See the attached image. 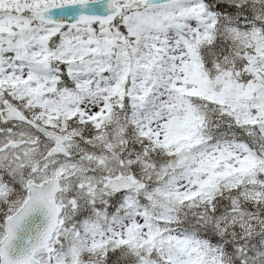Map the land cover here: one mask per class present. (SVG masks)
<instances>
[{
    "label": "snow or ice",
    "instance_id": "obj_1",
    "mask_svg": "<svg viewBox=\"0 0 264 264\" xmlns=\"http://www.w3.org/2000/svg\"><path fill=\"white\" fill-rule=\"evenodd\" d=\"M0 264H264V0H0Z\"/></svg>",
    "mask_w": 264,
    "mask_h": 264
}]
</instances>
